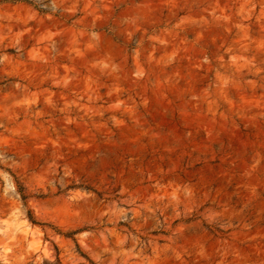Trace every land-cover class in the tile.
Wrapping results in <instances>:
<instances>
[{
	"label": "rangeland",
	"instance_id": "rangeland-1",
	"mask_svg": "<svg viewBox=\"0 0 264 264\" xmlns=\"http://www.w3.org/2000/svg\"><path fill=\"white\" fill-rule=\"evenodd\" d=\"M33 1L0 0V264H264V0Z\"/></svg>",
	"mask_w": 264,
	"mask_h": 264
},
{
	"label": "trees",
	"instance_id": "trees-1",
	"mask_svg": "<svg viewBox=\"0 0 264 264\" xmlns=\"http://www.w3.org/2000/svg\"><path fill=\"white\" fill-rule=\"evenodd\" d=\"M3 1H9V2H17V1H22V2H26L28 4L34 5L35 7H37L41 12H44L45 9L40 7V4L37 2H34L33 0H3ZM18 190L19 192L22 194V198L24 201L27 200L28 196L25 194L24 192V188L21 184L18 183ZM30 220L34 223H36V220L33 218L32 215L29 216ZM71 235V234H70Z\"/></svg>",
	"mask_w": 264,
	"mask_h": 264
}]
</instances>
